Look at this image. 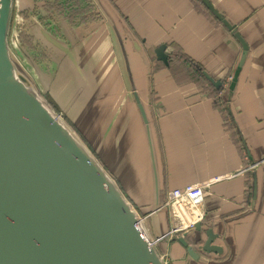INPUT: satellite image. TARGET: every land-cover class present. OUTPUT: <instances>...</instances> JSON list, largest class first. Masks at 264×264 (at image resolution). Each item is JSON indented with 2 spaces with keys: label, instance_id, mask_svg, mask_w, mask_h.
Here are the masks:
<instances>
[{
  "label": "crops",
  "instance_id": "1",
  "mask_svg": "<svg viewBox=\"0 0 264 264\" xmlns=\"http://www.w3.org/2000/svg\"><path fill=\"white\" fill-rule=\"evenodd\" d=\"M50 1L13 0L12 28L56 52L58 64L102 63V93L95 81L88 93L102 101V126L113 135L102 131V161L147 216L150 239L171 226L167 209L151 214L170 190L235 174L209 188L207 217L184 236L188 246L184 233L158 246L167 264H264V0ZM18 42L24 67L42 76ZM209 230L221 253L204 249Z\"/></svg>",
  "mask_w": 264,
  "mask_h": 264
},
{
  "label": "water",
  "instance_id": "2",
  "mask_svg": "<svg viewBox=\"0 0 264 264\" xmlns=\"http://www.w3.org/2000/svg\"><path fill=\"white\" fill-rule=\"evenodd\" d=\"M12 4L0 0V264H167L158 246L176 238L164 237L171 226L154 239L147 236L142 224L147 216L141 217L104 166L45 104L29 82L33 74L20 62L17 71L8 47ZM224 22L246 49L240 33ZM158 57L167 61L164 45ZM84 71L81 67L82 77ZM39 84L47 92L41 78ZM136 100L151 137L144 105ZM223 175L187 184L203 186L204 220L211 185L235 176ZM253 192L255 198L254 185ZM162 209L168 210L159 204L151 214ZM204 220L195 229L201 230ZM190 231L180 238L187 246L184 236ZM208 233L204 249L221 253L223 248L213 244L218 236Z\"/></svg>",
  "mask_w": 264,
  "mask_h": 264
},
{
  "label": "rangeland",
  "instance_id": "3",
  "mask_svg": "<svg viewBox=\"0 0 264 264\" xmlns=\"http://www.w3.org/2000/svg\"><path fill=\"white\" fill-rule=\"evenodd\" d=\"M47 1L48 7L52 8V6L49 5L52 2L50 0ZM15 15L16 11L13 8L11 13L12 23L8 34V47L16 60L17 71L19 72L17 62H20L23 65V56L21 55V52L24 47L19 45L18 41L20 38L21 43H24L28 50H32L34 59L37 60L36 57L39 59L37 65H40L41 74L43 76L42 83L48 87L47 92L44 93L43 88L39 84V79L42 76L38 74L37 77V74L33 69L34 64L28 61L25 63V68L28 71L30 70V74H33L34 76L33 79L29 81L30 84L37 87L36 89L45 101V104L76 134L121 188V184L102 161V131L105 132L104 136L110 139L113 138V135L107 131L109 128L105 125L102 126V115L106 117L107 112H102L101 100L100 103L91 101L90 95H88L92 89L90 88L91 83H94V81L96 82L94 89L98 88V92L102 93V63H81V65L77 64V69H75L76 65L67 64V61L58 64L59 55L56 52L45 47L42 49L39 45L34 47L32 41L21 39L22 36L21 34H18V30L12 28ZM34 48L36 49V55ZM81 67L83 70L85 69V76L82 78L83 80L80 78L78 81L74 74L79 71ZM92 107L97 109L93 110ZM104 109L109 113H112L110 108L105 106ZM113 114H116V111H114ZM127 199L141 217H143L144 215H142L140 208L136 207L130 198L127 197Z\"/></svg>",
  "mask_w": 264,
  "mask_h": 264
},
{
  "label": "built area",
  "instance_id": "4",
  "mask_svg": "<svg viewBox=\"0 0 264 264\" xmlns=\"http://www.w3.org/2000/svg\"><path fill=\"white\" fill-rule=\"evenodd\" d=\"M203 201V186L200 185H187L169 191L164 205L170 213L171 227L164 237L183 234L204 220Z\"/></svg>",
  "mask_w": 264,
  "mask_h": 264
},
{
  "label": "flooded vegetation",
  "instance_id": "5",
  "mask_svg": "<svg viewBox=\"0 0 264 264\" xmlns=\"http://www.w3.org/2000/svg\"><path fill=\"white\" fill-rule=\"evenodd\" d=\"M193 230H196V229H195V227H194V229H193ZM181 234H182V233H181ZM181 234H177L176 236H180Z\"/></svg>",
  "mask_w": 264,
  "mask_h": 264
},
{
  "label": "trees",
  "instance_id": "6",
  "mask_svg": "<svg viewBox=\"0 0 264 264\" xmlns=\"http://www.w3.org/2000/svg\"><path fill=\"white\" fill-rule=\"evenodd\" d=\"M50 43V42H49Z\"/></svg>",
  "mask_w": 264,
  "mask_h": 264
}]
</instances>
